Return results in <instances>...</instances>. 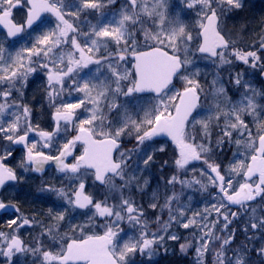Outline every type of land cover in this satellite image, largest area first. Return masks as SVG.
Segmentation results:
<instances>
[{
  "label": "snow or ice",
  "instance_id": "obj_1",
  "mask_svg": "<svg viewBox=\"0 0 264 264\" xmlns=\"http://www.w3.org/2000/svg\"><path fill=\"white\" fill-rule=\"evenodd\" d=\"M0 216V264H264V14L0 0Z\"/></svg>",
  "mask_w": 264,
  "mask_h": 264
},
{
  "label": "flooded vegetation",
  "instance_id": "obj_2",
  "mask_svg": "<svg viewBox=\"0 0 264 264\" xmlns=\"http://www.w3.org/2000/svg\"><path fill=\"white\" fill-rule=\"evenodd\" d=\"M261 84H259V87ZM7 217L0 216V223H3ZM191 256L189 257H182L179 255V250H176V254H169L167 256H161V261L159 264H190Z\"/></svg>",
  "mask_w": 264,
  "mask_h": 264
},
{
  "label": "rangeland",
  "instance_id": "obj_3",
  "mask_svg": "<svg viewBox=\"0 0 264 264\" xmlns=\"http://www.w3.org/2000/svg\"><path fill=\"white\" fill-rule=\"evenodd\" d=\"M249 2H250V8H251V11L253 12V14L257 15V13H258L260 15L261 14V10H262V8L260 7V4H256L255 0H249ZM262 14H264L263 10H262ZM257 86L259 87L258 83H257Z\"/></svg>",
  "mask_w": 264,
  "mask_h": 264
},
{
  "label": "bare ground",
  "instance_id": "obj_4",
  "mask_svg": "<svg viewBox=\"0 0 264 264\" xmlns=\"http://www.w3.org/2000/svg\"><path fill=\"white\" fill-rule=\"evenodd\" d=\"M257 15H259V14L257 13Z\"/></svg>",
  "mask_w": 264,
  "mask_h": 264
}]
</instances>
